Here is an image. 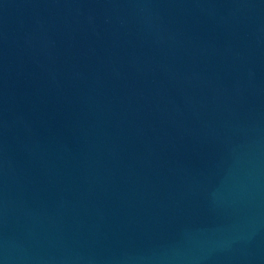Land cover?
I'll use <instances>...</instances> for the list:
<instances>
[{
    "label": "water",
    "instance_id": "obj_1",
    "mask_svg": "<svg viewBox=\"0 0 264 264\" xmlns=\"http://www.w3.org/2000/svg\"><path fill=\"white\" fill-rule=\"evenodd\" d=\"M0 264H264V0H0Z\"/></svg>",
    "mask_w": 264,
    "mask_h": 264
}]
</instances>
